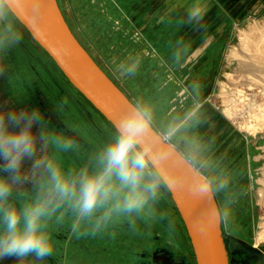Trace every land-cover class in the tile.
<instances>
[{
  "label": "clouds",
  "instance_id": "1",
  "mask_svg": "<svg viewBox=\"0 0 264 264\" xmlns=\"http://www.w3.org/2000/svg\"><path fill=\"white\" fill-rule=\"evenodd\" d=\"M212 7L213 0H168L158 20L176 18L202 33ZM26 15H32L27 0H0V58L21 44ZM169 47L172 63L182 67L189 46L177 39ZM141 62L140 56L130 57L116 70L120 77H134ZM5 70L0 63V75ZM190 87L191 105L159 127L150 102L128 100L108 137L77 167H66L62 156L75 152L78 141L52 128L39 109L0 110V261L44 264L54 252L53 226L66 224L69 239H80L120 222L133 232L138 221L164 223L167 215L159 206L177 189L201 202L209 228L226 226L237 193L232 177L216 171L208 155L215 142L211 116L199 85ZM202 126L207 143L196 131ZM166 227H172L170 220Z\"/></svg>",
  "mask_w": 264,
  "mask_h": 264
},
{
  "label": "rangeland",
  "instance_id": "2",
  "mask_svg": "<svg viewBox=\"0 0 264 264\" xmlns=\"http://www.w3.org/2000/svg\"><path fill=\"white\" fill-rule=\"evenodd\" d=\"M56 1L62 12V6H69L77 14L89 2ZM113 1L121 0H107V6ZM261 2L264 6V0ZM80 16V21L71 16L66 20L70 31L88 54L94 50L97 63L103 65L104 73L126 97L150 102L158 127L180 116L172 113L167 103L160 102L158 93L151 91L142 74L120 77L116 69L121 58L116 59L111 44H103L97 34L90 38L86 30L89 17ZM21 30V44L11 55L0 58L3 65L10 61L4 66L12 73L10 79L5 72L0 75V110H21L30 105L29 110L39 109L49 125L53 124L52 128L65 126L66 135L79 140V146L75 152L63 154L62 161L66 167H77L108 137L112 126L71 86L22 25ZM35 92L39 93V100H35ZM208 94L212 107L236 133L257 142L254 148L246 147L242 158L236 160L208 153L216 171L232 177L237 193L229 223L220 225L228 264H264V8L257 16L232 26L224 45L218 49ZM15 98L24 101L20 104ZM64 100L67 103L61 110L58 105ZM159 207L166 213V221H138L135 232L120 222L95 237L69 239L66 224L53 226L54 252L44 264H145L144 256H149L148 263L152 264L151 256L158 250L167 251L174 260L196 264L185 226L169 193ZM168 220L171 228L166 227ZM0 264L17 261L9 258Z\"/></svg>",
  "mask_w": 264,
  "mask_h": 264
},
{
  "label": "flooded vegetation",
  "instance_id": "3",
  "mask_svg": "<svg viewBox=\"0 0 264 264\" xmlns=\"http://www.w3.org/2000/svg\"><path fill=\"white\" fill-rule=\"evenodd\" d=\"M162 1L165 5L168 4V0ZM107 3V0H89L87 6L78 10L79 14L74 9L70 11L69 6L67 8L62 6L63 12L58 7L65 21L69 20L70 16L76 21L81 18L80 15L89 17V30L88 28L86 30L90 38L97 34L100 40L103 39V44H111L110 48L116 53V59L121 58L118 62H127L130 57L140 56L142 62L137 73L144 76V82L151 87L152 92L158 93L161 103L165 102L170 106L172 113L182 115L191 105L190 85L196 82L202 101L211 116L209 131L215 142L210 145V151L214 155L236 160L242 158L246 147H255L257 142L245 140L236 133L208 100L211 96L208 93L213 82L218 49L224 45L232 26L238 25L236 23L238 20L246 19L242 18L244 12L232 18L215 4L206 18V29L202 33H193L191 29L181 26L176 18L168 23H160L158 13L162 12L163 8L160 7L156 11L152 9V6H160L158 1L156 3L155 0H121L110 2V6H107L109 4ZM179 12L180 9H177V16ZM177 39H183L190 48V56L182 67L174 65L170 59L169 45ZM9 54L11 55V51ZM89 56L103 71V65L97 63L93 49L90 50ZM9 63L10 61L6 60L4 65ZM145 72L147 74H144ZM5 74L8 79L11 78L9 68L5 70ZM112 82L116 85L114 81ZM20 99L15 98V101L21 104L24 100ZM35 100H39L38 92H35ZM30 107L26 105L25 109L29 110ZM54 126L58 132L67 134L65 126L61 124ZM196 131L205 143L210 140L203 126ZM148 257H143L145 264H149ZM151 258L152 264H186L181 260H174L165 250L154 251Z\"/></svg>",
  "mask_w": 264,
  "mask_h": 264
},
{
  "label": "water",
  "instance_id": "4",
  "mask_svg": "<svg viewBox=\"0 0 264 264\" xmlns=\"http://www.w3.org/2000/svg\"><path fill=\"white\" fill-rule=\"evenodd\" d=\"M165 10L162 0H155ZM228 16H257L264 8L261 0H213ZM31 16L21 25L49 56L71 86L109 123H115L129 100L98 67L70 31L56 0H27ZM241 20L236 23L240 24ZM185 226L196 264H228L227 249L220 226L209 228L204 206L183 189L169 193Z\"/></svg>",
  "mask_w": 264,
  "mask_h": 264
}]
</instances>
